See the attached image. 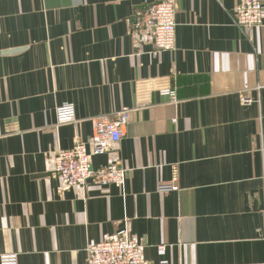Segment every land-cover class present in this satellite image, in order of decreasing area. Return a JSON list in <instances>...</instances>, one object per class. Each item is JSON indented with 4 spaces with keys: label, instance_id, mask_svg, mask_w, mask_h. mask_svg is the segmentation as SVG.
Returning a JSON list of instances; mask_svg holds the SVG:
<instances>
[{
    "label": "crops",
    "instance_id": "crops-1",
    "mask_svg": "<svg viewBox=\"0 0 264 264\" xmlns=\"http://www.w3.org/2000/svg\"><path fill=\"white\" fill-rule=\"evenodd\" d=\"M141 2L0 0V264H89L122 229L144 264H264V21L236 25V0H178L177 47L154 54L130 34ZM170 75L177 104L152 88ZM70 102L77 121L56 125ZM122 107L125 135L93 165L127 169L125 188L62 187L56 152ZM173 166L179 189L162 192Z\"/></svg>",
    "mask_w": 264,
    "mask_h": 264
},
{
    "label": "built area",
    "instance_id": "built-area-1",
    "mask_svg": "<svg viewBox=\"0 0 264 264\" xmlns=\"http://www.w3.org/2000/svg\"><path fill=\"white\" fill-rule=\"evenodd\" d=\"M178 0H142L134 10L130 23V34L138 40L142 35L150 37L154 54L173 51L177 47L176 16ZM233 18L236 25L250 30L260 27L264 21V0H236L233 8ZM155 88L163 98L171 103L179 102L175 76L167 77L166 82ZM152 93L139 94L138 106L150 105ZM241 101L250 102L248 97ZM56 125L77 121L76 109L73 103H63L56 108ZM130 107H122L115 112L103 113L90 117L92 135L87 142H77L71 149H60L55 154L53 173L60 179L64 188H85L89 181L105 186L114 185L125 188L128 171L117 163L102 167H94L93 155L104 154L115 150L126 133L130 124ZM174 178L168 184L159 185L162 192L178 190V170L173 166ZM143 244L130 235L127 229L115 233L112 238L92 243L88 249L89 264H144L142 257ZM18 255H2L3 264H17Z\"/></svg>",
    "mask_w": 264,
    "mask_h": 264
}]
</instances>
